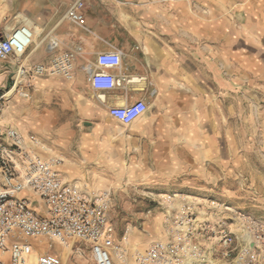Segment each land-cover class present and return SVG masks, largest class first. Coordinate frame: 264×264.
Wrapping results in <instances>:
<instances>
[{"label":"crops","instance_id":"obj_1","mask_svg":"<svg viewBox=\"0 0 264 264\" xmlns=\"http://www.w3.org/2000/svg\"><path fill=\"white\" fill-rule=\"evenodd\" d=\"M240 1L86 0L85 28H80L67 21L66 0H0V38L22 26L33 33L20 59L26 68L47 64L60 55L73 56L72 80L45 76L33 82L34 89L73 103L69 117L80 123L84 116L91 123L78 124L73 130L69 121L61 125L58 133L64 134V140L70 133L79 135V141L74 139L73 157L68 148L49 149L52 156L64 158L60 173L66 181L88 190L112 182L118 129L127 130L129 136L123 142L139 152V169L132 174L155 181L193 178L196 155L208 148L211 139L229 132L227 115L234 119L240 115L241 95L236 89L241 85L242 30H247L244 38L256 50L263 38L262 31L254 30L264 16L259 21L253 18L258 13L250 9L252 1ZM238 4L249 8L242 20L239 13L229 19L227 6ZM50 41L58 43L53 51L47 49ZM111 49L122 53V66L110 72L126 81L113 91L95 92L82 67L93 64L97 53ZM257 60L264 67L258 56ZM16 68L13 57L0 61V86L12 83ZM98 96H104V104ZM139 99L147 102L148 110L131 125H121L108 115V107ZM87 133L88 142L82 137ZM66 264H77V260Z\"/></svg>","mask_w":264,"mask_h":264},{"label":"built area","instance_id":"obj_2","mask_svg":"<svg viewBox=\"0 0 264 264\" xmlns=\"http://www.w3.org/2000/svg\"><path fill=\"white\" fill-rule=\"evenodd\" d=\"M66 1L67 21L85 28L86 0ZM32 39L33 33L26 26L0 38V61L13 57L17 65L7 92L17 87L23 99L29 98V90L39 77L73 79L72 54L26 68L20 59ZM57 45V41H50L47 49L53 51ZM121 66L122 53L111 49L97 53L94 63L82 69L90 88L102 93L126 81L110 72ZM6 93L0 92V121ZM97 99L104 104V96ZM147 110V102L139 99L110 106L107 111L112 119L128 126ZM39 146L36 139H27L0 122V264H63L50 252L53 244L67 249L76 243L89 252L91 264H115L117 252L125 260L108 216L110 192L66 181L60 173L62 159L39 155ZM163 198L162 233L135 254L133 264H264V221L214 202L205 205L191 195L173 193ZM35 240L47 241V249L35 246Z\"/></svg>","mask_w":264,"mask_h":264},{"label":"rangeland","instance_id":"obj_3","mask_svg":"<svg viewBox=\"0 0 264 264\" xmlns=\"http://www.w3.org/2000/svg\"><path fill=\"white\" fill-rule=\"evenodd\" d=\"M250 1L253 4L250 9L258 13L253 18L259 21L264 16V0ZM230 7L227 6L228 18H233V13H239L241 20L243 13L249 8L244 4ZM241 24L245 26L248 23L243 19ZM242 31L244 37L249 35L247 30ZM255 31L263 32L258 50L250 46L244 37L242 40L241 85L236 89V93L240 92L241 95L240 115L235 119L227 115L229 118L226 126L231 133L214 141L211 139L208 148L200 154L197 152V166L192 179L185 181L183 177L177 181H155L132 174L139 169V152L129 149L128 142H123V138L127 139L129 136L127 130L118 129L111 159V163L117 167L112 175L113 181L107 185L102 183L98 189L110 192L108 216L114 241L125 251L126 261L118 263L115 260L116 264H133L135 254L145 249L162 233L160 220L165 204L163 195L166 194L191 195L205 202V205L214 202L223 206V209L229 208L264 221V67L257 62L258 56L264 63V19L259 22ZM10 85L1 88L0 92L6 93L11 89ZM16 91L8 99L5 95L9 92L3 96L5 100L1 125L16 129L27 139H36L40 144L41 156H52L49 152L52 147L60 151L68 148L72 156L74 139L76 137V141H79V135L70 133L66 135L67 140H64V134L58 131L65 121L70 122V130L78 124L89 126V118L83 116L79 123L78 119L69 117L67 111L71 108L70 114H73V103L64 102L53 92L39 90L36 86L34 89L33 86L29 90V98L23 99ZM64 113L68 117L63 116ZM83 114L85 115L84 112ZM5 118L8 120L4 121ZM84 136L88 142V133L82 135L83 139ZM52 157H58L65 163L64 158L58 154ZM33 242L37 244L35 246L47 249V241ZM53 247L50 252L58 255L63 264L72 258L77 260V264H91L89 252L79 243L72 246V253L56 244Z\"/></svg>","mask_w":264,"mask_h":264},{"label":"bare ground","instance_id":"obj_4","mask_svg":"<svg viewBox=\"0 0 264 264\" xmlns=\"http://www.w3.org/2000/svg\"><path fill=\"white\" fill-rule=\"evenodd\" d=\"M36 33V32H35ZM15 90H17V87H14L9 93H7V95H6V98L8 99L11 95H13V93H14V91ZM16 93H17V91H16ZM4 99V98H3ZM67 250L70 252V253H72L73 251H72V248H67ZM121 254L119 253V252H117V253H115V255L113 256V261H114V263H115V260H117V261H119L118 263H123V261H126V260H124L121 256H120ZM30 258H31V261L32 262H35V256H30ZM126 263V262H125ZM116 264V263H115Z\"/></svg>","mask_w":264,"mask_h":264}]
</instances>
